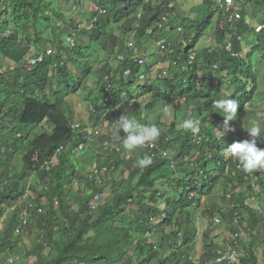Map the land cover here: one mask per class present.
Instances as JSON below:
<instances>
[{
  "label": "trees",
  "instance_id": "1",
  "mask_svg": "<svg viewBox=\"0 0 264 264\" xmlns=\"http://www.w3.org/2000/svg\"><path fill=\"white\" fill-rule=\"evenodd\" d=\"M83 1L67 0L78 12L65 14L50 0H0V55L12 62L0 67V264H264L255 230L264 220L250 204L264 194V170L245 173L225 152L260 125L264 0H234V21V7L200 0L198 16L174 17L184 40L163 39L182 1L90 0L98 8L85 13ZM215 10L218 47L198 46ZM161 41L169 51L160 56ZM42 52L44 60L30 66ZM81 91L87 109L75 111L72 97ZM219 98L239 105L234 130L221 139L224 117L212 108ZM170 104L174 120L162 127L157 148L126 158L125 134L115 135L122 110L149 124V114ZM187 118L200 119L198 137L183 129ZM145 155L152 164L138 167ZM199 216L226 223L230 247L244 249L235 261L216 262L225 248L208 229L194 255ZM239 227L251 234L245 247Z\"/></svg>",
  "mask_w": 264,
  "mask_h": 264
},
{
  "label": "rangeland",
  "instance_id": "2",
  "mask_svg": "<svg viewBox=\"0 0 264 264\" xmlns=\"http://www.w3.org/2000/svg\"><path fill=\"white\" fill-rule=\"evenodd\" d=\"M52 3V7L55 8L56 10H60L65 14H73V13H77V9L76 10H72L71 8V2H67V0H50ZM177 1H182L183 4L179 5V3ZM175 4H176V10L178 13H173L172 16H169V18H173L172 24L174 23L175 28L174 29H170V25L167 24V28L169 27V31H165L167 32V37L163 38V39H170V40H177V39H183L182 33L177 31L176 28L179 26H182V24L180 23L179 20L175 19L178 14H189V16L193 17V16H198L199 14H201L203 12V7H200L202 1L200 2V0H174ZM198 3V4H197ZM79 7H81L80 12H87L88 10H96L98 8L97 4L94 1H90V0H85L82 2V4L79 5ZM251 6L249 8V11H251ZM253 11V10H252ZM218 14L219 12L217 10H215L213 12V18H212V25L211 28L208 27L206 29V33L201 37L198 46H203L204 47H215L217 48L218 45L216 43V40L213 37V26L216 23V20H218ZM175 17V18H174ZM179 17V16H178ZM224 22L221 20L220 25H223ZM193 31V30H191ZM10 64H12V62H10L8 59L4 58L2 55H0V67L1 68H6L8 67ZM260 76H261V89L262 91H264V65L260 71ZM82 96H85L84 91H81L79 94H76L72 97V102L74 104L75 107V111L84 109H87V102L84 100V98H82ZM168 108V114L165 115L164 113V109H160L155 113L149 114V125L151 124H155L157 127H159L160 129V134L163 132V126L164 125H169L173 120H174V112H175V107L170 104L167 106ZM256 110V115L259 117V123L260 125L264 123V101L261 102L259 104V106L255 107ZM129 114L130 113V109L129 108H125L122 110V114ZM119 119V118H118ZM43 128H49L47 127V124L43 123ZM40 131V129H39ZM109 131V126H108V122L105 124H103V129L100 131L101 133H108ZM35 132H38V129L35 130ZM101 133H99L98 135H100ZM97 139L99 137H96ZM139 151V148L133 150L132 152H128V154L126 155V158L129 157V153L137 155ZM86 154L89 155L90 151H86ZM84 156L82 153L79 154V161H81V159H83ZM90 166V165H89ZM89 168H87L86 170H84V172L88 171ZM117 174H115V176H117ZM251 206L254 207L255 209L258 208L259 212H260V216H262L263 220H264V194H260L258 195L256 198H253V200H251L250 202ZM198 226H199V235L198 238L196 240V244L193 247V252L194 255L197 256L199 250H201L202 247V232L205 231L206 229L211 230V233L213 236H217V240L219 241V244L224 247L225 249L229 248V236L230 233L227 230V226L226 223H224L223 221L220 222H212L209 223V221L207 222V220L202 217L199 216L198 218ZM2 226H0L1 228ZM240 231L238 233V237H239V241L241 244H244L243 247H245L246 245H248V242L251 239V234L249 231V228L244 229L243 227H239ZM255 230L257 231V233L259 234L260 238L259 240L256 242V246H262L263 244H261V242L264 241V222L261 221L257 224V226L255 227ZM262 235V236H261ZM233 237V235L231 236V238ZM26 242L29 243L28 238L25 239ZM227 240V241H226ZM240 246V245H239ZM241 248V246H240ZM244 249L241 248V250H239V253H243Z\"/></svg>",
  "mask_w": 264,
  "mask_h": 264
},
{
  "label": "clouds",
  "instance_id": "3",
  "mask_svg": "<svg viewBox=\"0 0 264 264\" xmlns=\"http://www.w3.org/2000/svg\"><path fill=\"white\" fill-rule=\"evenodd\" d=\"M262 25H260V28ZM165 45V49L162 52H158V55H164L165 51H169L164 41H161ZM227 48V46H226ZM229 51V50H228ZM231 51V50H230ZM147 58V57H146ZM149 61V58H147ZM171 60V64H172ZM173 65V64H172ZM161 71L160 76L162 75ZM238 101L236 99L219 98L215 99L212 103V108L216 112L222 113L224 120L223 125L218 129V138H223L228 132L233 131V127L230 122L237 117ZM165 115L168 114V108L164 109ZM118 131L115 135L119 138V131L124 132L122 139V147L128 152L143 147L146 144H153L158 140L160 136V129L155 124H142L138 120L128 114H122L117 121ZM182 127L188 130L193 137H198L201 134V121L199 118H187L182 122ZM248 138L240 142H235L225 148V152L236 158L245 173H253L257 170H264V148L258 147L257 138L261 137L262 129L259 124H252L247 130ZM153 147L157 148L156 145ZM153 156V155H152ZM152 157L145 155L138 159V167H147L152 164Z\"/></svg>",
  "mask_w": 264,
  "mask_h": 264
},
{
  "label": "built area",
  "instance_id": "4",
  "mask_svg": "<svg viewBox=\"0 0 264 264\" xmlns=\"http://www.w3.org/2000/svg\"><path fill=\"white\" fill-rule=\"evenodd\" d=\"M145 1H148V0H145ZM217 3H218V5H220V6H223V5H225V6H229V7H234V9H233V12H232V14H230V16H229V20L230 21H234V20H236V19H238V18H240V8H239V6H238V4L234 1V0H217ZM105 10H103V9H101L100 10V12H104ZM259 28H260V26H259ZM7 33H9V31H7ZM69 40L71 41V43L73 42V39L70 37L69 38ZM163 43V42H162ZM162 43H160L159 42V45H160V47H161V49L163 50V49H165V45H164V43L162 44ZM227 50H231V44L230 43H228L227 44ZM46 54H49V53H51L52 52V50H51V48H48L46 51ZM162 52V51H161ZM44 57H45V53L44 52H42V53H40L39 55H37V56H34V57H30L28 60H27V62H28V64L30 65V66H36L37 64H39L40 62H42L43 60H44ZM119 58H123V56L122 55H120L119 56ZM135 60H138V62L140 63V64H145V62L146 61H148V59L146 58V57H144V58H139V57H136V56H134L133 57ZM176 60H173L172 61V64L173 65H175L176 64ZM166 71L167 70H164L163 72H162V75L161 76H164L165 74H166ZM130 72V70H126V74H128ZM145 77V75L144 74H141L140 76H139V79L141 80V79H143ZM106 143V145L107 144H109L108 142H105ZM114 145V144H113ZM146 145H150L151 147H153L154 145H155V143H153V144H146ZM146 145H144V146H146ZM82 145H80V147H81ZM114 147L118 150V149H120V147L118 146V145H114ZM162 152V154L163 155H167V151H161ZM153 156H154V154H152ZM99 170H102V171H104V170H106V166H102L101 167V169H95V172L94 173H91V175L90 176H88L90 179H92V177L94 176V175H97L98 174V172H99ZM96 198H97V196H95ZM214 221L215 222H220V219L218 218V217H215L214 218ZM238 250L235 248V247H229V248H227V249H221V250H219L218 252H217V257H216V262L217 263H223V262H233V261H235L236 260V258H237V256H238Z\"/></svg>",
  "mask_w": 264,
  "mask_h": 264
}]
</instances>
